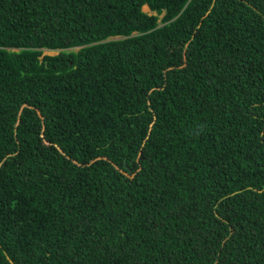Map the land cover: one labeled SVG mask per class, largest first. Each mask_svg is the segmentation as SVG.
Masks as SVG:
<instances>
[{
  "label": "trees",
  "instance_id": "obj_1",
  "mask_svg": "<svg viewBox=\"0 0 264 264\" xmlns=\"http://www.w3.org/2000/svg\"><path fill=\"white\" fill-rule=\"evenodd\" d=\"M0 264H264V0H0Z\"/></svg>",
  "mask_w": 264,
  "mask_h": 264
},
{
  "label": "rangeland",
  "instance_id": "obj_2",
  "mask_svg": "<svg viewBox=\"0 0 264 264\" xmlns=\"http://www.w3.org/2000/svg\"><path fill=\"white\" fill-rule=\"evenodd\" d=\"M143 10L148 12V13H152L148 10L147 7H143ZM72 50L76 51L78 49V47H73L71 48ZM59 50H49V49H43V54H51V55H54V54H57Z\"/></svg>",
  "mask_w": 264,
  "mask_h": 264
},
{
  "label": "clouds",
  "instance_id": "obj_3",
  "mask_svg": "<svg viewBox=\"0 0 264 264\" xmlns=\"http://www.w3.org/2000/svg\"><path fill=\"white\" fill-rule=\"evenodd\" d=\"M144 6H146V5H144ZM148 8V7H147ZM142 10H143V7H142ZM149 10V9H148ZM144 11V10H143ZM150 11V10H149ZM146 12V11H145ZM151 12V11H150ZM148 13V12H147ZM153 13V12H152ZM149 14H151V13H149ZM50 50V49H49Z\"/></svg>",
  "mask_w": 264,
  "mask_h": 264
},
{
  "label": "bare ground",
  "instance_id": "obj_4",
  "mask_svg": "<svg viewBox=\"0 0 264 264\" xmlns=\"http://www.w3.org/2000/svg\"><path fill=\"white\" fill-rule=\"evenodd\" d=\"M144 7H147V6H144Z\"/></svg>",
  "mask_w": 264,
  "mask_h": 264
}]
</instances>
